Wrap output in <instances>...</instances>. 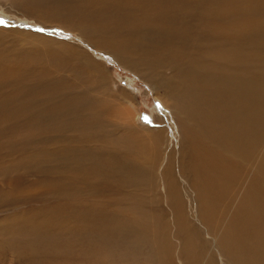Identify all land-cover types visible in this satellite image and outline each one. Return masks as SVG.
<instances>
[{
    "label": "bare ground",
    "instance_id": "1",
    "mask_svg": "<svg viewBox=\"0 0 264 264\" xmlns=\"http://www.w3.org/2000/svg\"><path fill=\"white\" fill-rule=\"evenodd\" d=\"M19 3L164 93L182 132V168L199 224L171 160L163 185L178 245L159 208L147 206L141 193L150 189L151 200H161L164 133L152 128L141 136L127 120L111 122L115 131L125 128L121 139L106 130L115 106L91 90L109 86L103 63L75 44L34 34L43 44L18 51L19 62L0 47V157L24 151L0 166V177L22 180L21 169L45 173L58 201L46 220L50 210L43 207L32 219L0 223V251L11 254L10 264H221L215 248L225 264H264V0ZM71 67L78 69L73 77L59 74ZM28 186H0V200L27 199ZM122 187L138 193L116 197L115 208L79 200Z\"/></svg>",
    "mask_w": 264,
    "mask_h": 264
},
{
    "label": "rangeland",
    "instance_id": "2",
    "mask_svg": "<svg viewBox=\"0 0 264 264\" xmlns=\"http://www.w3.org/2000/svg\"><path fill=\"white\" fill-rule=\"evenodd\" d=\"M20 1L21 0H0V19L6 22L4 24H0V47L8 49L10 55L9 59L12 62L20 61L16 60L18 51L31 47H37L36 44H43L35 38L34 34L44 35L46 37L52 38V40L54 41H66L75 44L74 46H79L85 49L89 54L93 55V57L101 61L106 70H108V88L105 90L100 89L98 85V87L91 89L99 97L103 98L110 104H114L115 106V115L113 118L111 117L113 120H111V118H108L110 123L106 126L107 129H105L112 130L114 128L111 126L112 121L117 126H122L120 124H124V121L127 120L129 123L133 124L132 126L137 127L138 130L139 128L141 129V131H137L138 133L140 132V135L142 133L141 136L146 137V135H149V130H151L152 128V130L156 131L157 133H164L165 137L163 141H161L160 155L158 161L160 183L157 184L156 187L157 193L159 191V193L162 195L161 200H155V202L151 200V196L152 194L154 195V192H152V190L150 191V189L149 191L141 193L147 195V206L149 205L152 207L159 208V213L164 217V219L169 225L168 235L171 237L172 242L178 245L179 240L174 237L175 227L172 224L173 214L166 196V189L163 185V172L169 160H171L172 162L173 173L175 174L179 189L185 199L188 201V211L190 213V216L192 220H194V222H197L199 224V221L196 217L197 209L196 202L194 201V192L188 186L182 168V132L179 124L174 119V114L169 107V102H167L168 99L165 98V95L162 91H159L158 89L153 87L149 82L144 80L139 73L138 74L140 76L136 74L133 69L127 68L120 64V62L114 56L95 50L91 47V45H89L88 42L81 39L80 35L62 29L59 26L50 25L49 23L51 22H48L47 25L46 23H41L39 17L40 14L29 13L26 7L24 6L26 3L21 4L19 3ZM27 1L28 0H26V2ZM28 7L30 8V6ZM44 56L46 57L47 55L44 54ZM44 56L43 58H45ZM17 59H20V57H17ZM47 64L51 65V62L48 61ZM70 69L72 70L62 69L59 74L62 76L64 75L67 77H73L76 70L78 69L75 70L73 67H71ZM122 110H125V115L127 114L125 117L119 114V112H121ZM115 130L116 128H114V132L118 133L117 136L119 137L126 133L125 128L119 127L117 131ZM102 139H104L102 140L103 142H111V146H115L114 141H108L105 138ZM54 146L55 142L52 143L51 147ZM113 150H119V147L117 149L116 145L115 149ZM119 151H121L123 155H125L122 150ZM4 153L5 155L0 157V166L8 167L16 159L22 158L24 151L22 152V150L18 151L17 148H12V150H8L6 152L4 151ZM24 174L25 171H23V169L17 172V175L23 176L22 180L10 178L9 176H7V179L1 181L2 178L0 177V186L3 188H13L15 187V185H20V183L22 186V182L26 183L27 186L29 185L25 190L27 192V199L21 198V200H18L12 198L0 200V223L10 221L14 217H23L22 219H32L31 216L33 215V213L37 212L43 207L50 210L49 212L45 213L46 220L52 215V210H54L56 207L55 205L58 201L57 198L53 194H51V188L46 189V182L49 180L48 175L39 172H29L25 175ZM0 175H2L1 172ZM53 177H55V174L52 173L50 178ZM8 179L12 180V185L10 186H7L5 183H2L8 181ZM36 180L41 181L40 185H37ZM40 190L46 191V193L48 194L42 196L39 193ZM130 193L132 195H135L138 193V190L134 187H122L121 189H118L115 193H108L106 195L101 196H99V194L95 196L84 195L79 200L82 202L103 201L106 202L110 207L115 208L117 206L116 197L120 198L121 196L126 194L129 195ZM123 202L124 201L122 200V203ZM127 203V205H132L129 204L130 202ZM223 207L224 205L220 207V212L222 211ZM75 222V220H71V223ZM203 228L206 230L204 226ZM208 237L210 236H208V234L206 233L205 238ZM215 250L220 263L225 264L222 256L218 253L216 248ZM177 252L178 248L177 246H175L173 254L177 255ZM10 257L11 254L7 256V254L5 255L0 251V264H10Z\"/></svg>",
    "mask_w": 264,
    "mask_h": 264
},
{
    "label": "snow or ice",
    "instance_id": "3",
    "mask_svg": "<svg viewBox=\"0 0 264 264\" xmlns=\"http://www.w3.org/2000/svg\"><path fill=\"white\" fill-rule=\"evenodd\" d=\"M6 23L5 21H3L2 19H0V24H4Z\"/></svg>",
    "mask_w": 264,
    "mask_h": 264
}]
</instances>
